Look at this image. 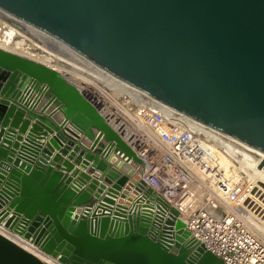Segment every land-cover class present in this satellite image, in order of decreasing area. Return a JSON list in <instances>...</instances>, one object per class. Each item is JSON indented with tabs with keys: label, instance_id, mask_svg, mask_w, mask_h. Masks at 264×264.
Segmentation results:
<instances>
[{
	"label": "water",
	"instance_id": "water-1",
	"mask_svg": "<svg viewBox=\"0 0 264 264\" xmlns=\"http://www.w3.org/2000/svg\"><path fill=\"white\" fill-rule=\"evenodd\" d=\"M0 12L215 128L264 169V0H0ZM0 93L6 94L0 120L7 111L21 132L30 123L22 119L25 106L41 105L28 111L36 121L25 138L0 129L4 227L61 264H225L191 236L174 209L160 218L156 236L148 215L126 210V191L144 185L105 159L115 152L138 158L61 73L0 47ZM49 106V116L62 114L59 127L71 135L68 159L77 153L80 172L69 160L57 162L59 155L49 159L50 143L37 141L53 131L50 142L59 138L42 115ZM78 133L91 141L87 149L79 148ZM13 138L23 140L17 152ZM0 264L46 263L0 233Z\"/></svg>",
	"mask_w": 264,
	"mask_h": 264
},
{
	"label": "built area",
	"instance_id": "built-area-1",
	"mask_svg": "<svg viewBox=\"0 0 264 264\" xmlns=\"http://www.w3.org/2000/svg\"><path fill=\"white\" fill-rule=\"evenodd\" d=\"M5 36L8 34L0 20V39ZM71 76L81 81L71 84L138 158L134 161L114 153L133 163L132 179L144 185L141 191L133 186L126 191V210L148 215L156 236L160 218H168L174 209L191 236L225 264H264V238L248 227L242 212L255 215L259 211H255L252 199L263 198L264 189L231 151L220 150L223 143L208 126L182 121V112L107 80L112 87L87 70L71 66ZM0 233L61 264L3 223Z\"/></svg>",
	"mask_w": 264,
	"mask_h": 264
},
{
	"label": "bare ground",
	"instance_id": "bare-ground-1",
	"mask_svg": "<svg viewBox=\"0 0 264 264\" xmlns=\"http://www.w3.org/2000/svg\"><path fill=\"white\" fill-rule=\"evenodd\" d=\"M0 20L4 23L7 34L9 36H11V39H9L8 41H5L4 39H0V47L1 48L13 51V52L20 54L22 56H26V57L32 58L34 60L40 61L42 63H45L49 66L54 67L58 71H63L66 77L67 76L70 77L71 80L74 83H77L78 85L81 81H78L75 77L71 76V66L76 67L80 70H87V71L91 72L92 74H94V75H96L102 79H105L104 81L108 84L110 82L107 80H111L114 84H120V87H128L127 85H125L124 83L119 81L118 79L114 78L113 76H111L110 74L105 72L103 69H101L98 66L92 64L91 62L87 61L86 59L82 58L78 54L66 49L65 47L56 43L55 41L51 40L48 36L44 35L42 32L34 30V29L30 28L29 26H27L26 24L13 19L8 15L3 14L2 12H0ZM16 29H18V30L22 31L24 34H27V35L31 36L32 38L38 40L39 42H41L42 46L53 48L55 52L57 51V52L63 54L65 57L70 59V61L60 59L57 56L50 54L51 52L48 53L49 57L45 56L47 58H44L43 56L37 58V57H34V55H32V54H28V53L24 52L23 50H21L18 47L15 39L12 38V36L15 37V34L18 33ZM11 31H13V32H11ZM85 86L86 87L88 86L87 83ZM112 87H114V86L112 85ZM117 91H120V90H117ZM164 106H166V105H164ZM166 107H168V109L174 111V108H171L169 106H166ZM180 116H181L182 121L184 120L188 123H193L198 127H201V126L207 127L208 126L207 124L199 122V121H197V120H195V119H193V118H191V117H189L183 113L180 114ZM185 125H188V124L185 123ZM208 129L213 132V134L215 135L214 137L219 138L220 142L223 143V144H221V145H223V147L220 150L224 151L223 153H226L225 151H231V153L234 155L233 158L239 160L241 162V164L246 169L249 170V173H251L252 176L256 180H258L259 183L262 182L261 184H263V185L261 187L264 189V169L258 167L259 162L253 161L249 157L245 156L244 154L240 153L236 149L229 146L227 144V142L221 137V135L215 130V128L208 126ZM252 201L254 202L253 206L256 207L255 211H256V209H259V211H257V213L255 212L256 213L255 215L251 214V213L246 214L247 212H245L244 210H242V212L245 215V220L248 224V227L251 228L257 235L264 238V235H263V232H264V197L259 198L258 200L252 199ZM22 245L26 246L25 244H22ZM28 250L35 253L37 256H39L46 264H58L55 260H52L49 257L43 256L42 254H39V253H37L31 249H28Z\"/></svg>",
	"mask_w": 264,
	"mask_h": 264
},
{
	"label": "crops",
	"instance_id": "crops-1",
	"mask_svg": "<svg viewBox=\"0 0 264 264\" xmlns=\"http://www.w3.org/2000/svg\"><path fill=\"white\" fill-rule=\"evenodd\" d=\"M6 94H1L0 93V99L4 98ZM20 98L17 99V102H19V105L24 104L22 103V100L19 101ZM18 104V103H17ZM8 106V105H6ZM41 105H38L35 109L34 108H30L25 106V110L23 111V117L22 119H29L30 123L29 125L26 127L25 132H21L19 130L18 127H14L11 126L10 124V120L11 117H7V111L4 112L3 118L7 117V123L5 125H3L2 121L3 118L0 120V129L4 131L3 136H6L7 130H13L14 133V138L17 137L18 135L25 138L26 133L28 132V130L30 129V125L36 121V118L32 117L30 114H28L29 112H33L32 114H34V112H38L40 111ZM6 108V107H5ZM52 106L47 107L43 112L42 115L46 116L49 118V120L58 128V131L60 132L59 138H55L53 139V143L50 142L51 138L54 136V132H48L45 135H38L40 136L39 139H37L38 142H40L42 144L43 147H45V145L49 142V148L51 149V153H50V158H53L54 155H59L60 160L57 162H60L61 160H69V162L74 164V168L79 170V172L81 170H83L82 168L79 167V165L77 163H74V157L76 156L77 153H75V155L73 156L72 159H68V154L71 152V145H69V147H67V140L71 135L70 133H68L66 130H63V128L59 127V124L62 120V114L57 111L56 113L52 114L51 116H49V111L51 110ZM68 127L71 129L72 127L68 124ZM73 129V128H72ZM38 132H42V131H38ZM77 132V131H75ZM79 138L76 139V141L78 142V146L79 148L83 147L85 149L88 148L89 144H90V140L89 138H87L86 136L79 134ZM4 138V137H2ZM12 141H16L17 144L19 145L17 149H15V151H19L20 146L23 143V140L17 141L16 139H14ZM62 146V147H61ZM65 150V152H61V150ZM37 161V160H36ZM50 161V160H49ZM105 162L111 166L112 168H114L120 175H126L129 179H132V176L134 174V166L132 162H126L125 160L119 159V157L116 156V154H111L108 158L105 159ZM62 172H65L64 170H61ZM70 174V173H68Z\"/></svg>",
	"mask_w": 264,
	"mask_h": 264
},
{
	"label": "rangeland",
	"instance_id": "rangeland-1",
	"mask_svg": "<svg viewBox=\"0 0 264 264\" xmlns=\"http://www.w3.org/2000/svg\"><path fill=\"white\" fill-rule=\"evenodd\" d=\"M9 24V23H8ZM10 25V24H9ZM18 33L15 34V37L12 36V38L15 39V41L17 42L18 47L23 50L24 52L28 53V54H32L34 55V57H41L43 56L44 58H47L45 56H48V53L51 52L50 54H53L55 56H57L60 59H64V60H69L67 57H65L63 54L59 53V52H55L53 48H49L46 46H42L41 42H39L38 40L32 38L31 36L24 34L22 31L16 29ZM13 32V31H11ZM5 41H8L9 39H11V36H5L3 38ZM63 72V71H61ZM64 74V72H63ZM64 77L69 80L70 82L72 81L70 77H66L64 74ZM73 82V81H72ZM264 235V232H263Z\"/></svg>",
	"mask_w": 264,
	"mask_h": 264
}]
</instances>
